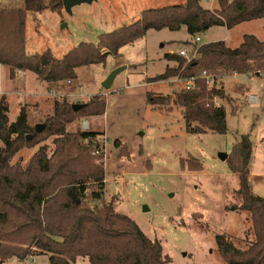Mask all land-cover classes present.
<instances>
[{"label":"rangeland","instance_id":"374dc122","mask_svg":"<svg viewBox=\"0 0 264 264\" xmlns=\"http://www.w3.org/2000/svg\"><path fill=\"white\" fill-rule=\"evenodd\" d=\"M171 3L179 0H93L75 4L71 11L63 7L58 11L29 12L26 48L31 54L50 49L63 57L81 42L96 43L99 34L138 20L145 8ZM23 4L24 0H0V7ZM216 4L217 0L202 1L209 8ZM245 34L264 40V18L231 29L214 25L202 39H224L234 48ZM188 39L186 27L175 31L150 29L142 38L125 45L120 56L109 54L105 64L78 68L77 77L70 83L62 80L50 85L28 72V77L23 75L25 85L20 87V81L9 78V67L0 66V97H8L9 122L18 117L22 105H28L33 125H42L51 112L53 98L82 102L102 94L105 114L79 118L68 124L67 130L90 129L102 135L103 154H92L94 164L95 158L102 160L96 165L105 171V200H114L118 212L129 215L149 238L161 242L163 256L170 258L164 264H228L218 250L217 235H228L239 248L247 247L254 235L250 213L238 207V175L220 153L229 154L241 135L249 134L250 182L253 192L264 196V75L232 74L221 79L228 95V99L217 98L226 112L225 133L188 130L180 107L166 111L148 101L149 92L165 95L182 88L174 78L150 79L175 65L164 58L166 53H178L186 45L188 52H196L192 43L184 44ZM111 73L116 75L106 87ZM48 87L53 90L44 92ZM70 87L75 93L67 94ZM42 91L41 96L34 94ZM43 144L53 147L52 138L21 148L12 162L25 165ZM188 160L191 165L202 164V169H192ZM35 248L32 245L29 253ZM26 258L28 264H51L47 254ZM22 262L12 258L5 264Z\"/></svg>","mask_w":264,"mask_h":264},{"label":"trees","instance_id":"16d2710c","mask_svg":"<svg viewBox=\"0 0 264 264\" xmlns=\"http://www.w3.org/2000/svg\"><path fill=\"white\" fill-rule=\"evenodd\" d=\"M202 1L145 8L138 20L99 34L96 43L81 42L63 57L50 49L31 54L26 48L29 12L58 11L63 8L62 0H24L22 7L1 6L0 64L9 67L12 77L19 71L32 72L52 85L76 78L80 67L105 64L109 54L120 56L125 45L150 29L186 27L190 39L184 44L195 47V37L214 25L231 29L264 18V0H217L212 8ZM198 54L188 61L179 53H166L164 58L175 65L150 81L179 75L194 77L195 85L173 94L149 92L148 101L166 111L180 107L188 130L225 133V108L214 102L215 97L228 99L221 79L232 74L264 75V40L245 34L234 48L224 40L204 42L198 46ZM204 70L211 75V84L201 76ZM73 104L82 106L74 110ZM105 110L102 94L82 102L55 98L51 112L39 125L42 129L36 131L28 105H22L18 117L9 122L7 97H0V264L12 258L23 260L32 245L36 247L32 254H47L51 264H78L79 260V264H164L170 260L163 256L158 239L149 238L129 215L118 212L114 200H105V171L94 164L92 154L102 147V135L90 129L67 130L75 120L102 116ZM49 138L53 147L40 145L25 165L12 162L21 148ZM251 155L250 136L242 134L226 159L229 169L238 175V207L250 213L254 235L245 248L237 247L226 234L217 235L218 250L228 264H264V196L252 190ZM189 166L194 170L203 167L200 163Z\"/></svg>","mask_w":264,"mask_h":264},{"label":"built area","instance_id":"2783aa9c","mask_svg":"<svg viewBox=\"0 0 264 264\" xmlns=\"http://www.w3.org/2000/svg\"><path fill=\"white\" fill-rule=\"evenodd\" d=\"M195 43L197 45L195 47L196 48V52L195 53H190V52H188V49L187 48H182L179 51V54L182 55V56H185L188 61H190L192 59H195V58H198V55H199L198 54V46L201 45L202 43H204L203 40H202V35L199 34V35H197L195 37ZM201 76L205 78V80H206V82L208 84H211L213 82L211 75L208 74V72L206 70H204L202 72V75ZM174 80L177 83H181L182 84V88H186V89H191L195 85V78L194 77H191V78H183V77H181V76L178 75V76L174 77ZM68 81L70 82V80H68ZM214 101H215V104L216 105H220V103H218V101H217V97L214 98ZM93 154L96 155V156L101 155V154H103V149H100V148L99 149H96V150L93 151ZM95 163L96 164H102V160L99 157H97V158H95ZM33 256H35V255L32 254V253L28 254V257H33ZM21 264H28V258H26V259L24 258L23 259V262Z\"/></svg>","mask_w":264,"mask_h":264},{"label":"crops","instance_id":"0c3cea01","mask_svg":"<svg viewBox=\"0 0 264 264\" xmlns=\"http://www.w3.org/2000/svg\"><path fill=\"white\" fill-rule=\"evenodd\" d=\"M206 1H210V0H206ZM183 2H185V0H179V3H183ZM171 4H174V3H171ZM167 5H169V4H167ZM244 23V22H243ZM240 24H242V23H240ZM239 25V24H238ZM227 28V27H226ZM228 29V28H227ZM203 36V35H202ZM203 40V39H202ZM217 40H224V39H217ZM217 40H213V41H217ZM225 41V40H224ZM204 42V41H203ZM208 42H211V41H208ZM226 42V41H225ZM186 47H187V45H186ZM185 47V48H186ZM181 50V49H180ZM179 50V51H180ZM168 53H172V51L171 52H168ZM179 53V52H178ZM0 66L1 67H6V66H4L3 64H0ZM23 75L26 77H28V72H24V71H19V72H17L16 74H15V76H13L14 78H16V80H18V81H20L19 82V85H20V87L22 86H24L25 85V82H26V78H24L23 79ZM9 78H12V76L10 75V69H9ZM13 78V79H14ZM22 79V80H21ZM37 79V78H36ZM23 80H24V82H23ZM168 80H171V79H168ZM69 81H67V83H68ZM71 82V81H70ZM69 82V83H70ZM177 83V82H176ZM14 87H16L15 85H13V88ZM182 87V86H181ZM72 87H70L69 88V91L67 92V94H69V93H75V92H71L72 91ZM51 90H53L51 87H48L44 92H49V91H51ZM56 93H58V94H63V95H65L66 94V92H64L63 90H54ZM0 92H2V91H0ZM19 92V91H18ZM20 92H23V91H20ZM43 92V91H42ZM42 92H37V93H34V94H40V96L42 95V94H44V92L42 93ZM7 93V92H6ZM11 93H13L12 91H11ZM34 94H30V95H34ZM8 98V97H7ZM53 100H54V98H53ZM51 109H52V106H51ZM38 125V124H37ZM253 188V187H252Z\"/></svg>","mask_w":264,"mask_h":264},{"label":"water","instance_id":"95a60500","mask_svg":"<svg viewBox=\"0 0 264 264\" xmlns=\"http://www.w3.org/2000/svg\"><path fill=\"white\" fill-rule=\"evenodd\" d=\"M93 0H62L63 2V7H65V9L67 11H71V8L73 5L75 4H78V3H81V2H91ZM116 74L115 73H111L108 78H107V81L105 83V86L108 87L110 82L113 81V78ZM73 109L76 110L78 108H80L82 106V104H73ZM42 129V126H39L37 125L36 126V131H40ZM28 139L30 138V136L27 137ZM220 157L223 159V160H226L227 157H228V154L226 153H220Z\"/></svg>","mask_w":264,"mask_h":264}]
</instances>
